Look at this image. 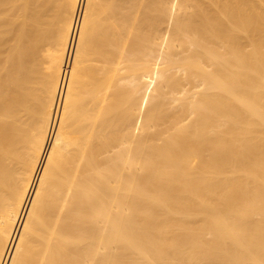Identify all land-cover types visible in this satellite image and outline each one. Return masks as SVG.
I'll use <instances>...</instances> for the list:
<instances>
[{
  "label": "bare ground",
  "instance_id": "bare-ground-1",
  "mask_svg": "<svg viewBox=\"0 0 264 264\" xmlns=\"http://www.w3.org/2000/svg\"><path fill=\"white\" fill-rule=\"evenodd\" d=\"M0 264H264V0H0Z\"/></svg>",
  "mask_w": 264,
  "mask_h": 264
}]
</instances>
